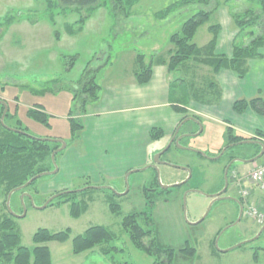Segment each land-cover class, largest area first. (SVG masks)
<instances>
[{
    "label": "rangeland",
    "instance_id": "rangeland-1",
    "mask_svg": "<svg viewBox=\"0 0 264 264\" xmlns=\"http://www.w3.org/2000/svg\"><path fill=\"white\" fill-rule=\"evenodd\" d=\"M103 1L106 4L109 2L100 0ZM179 1L181 0H140L133 6L132 17L129 20H127L129 17L124 18V15H119L115 17L116 21L113 19L103 21L104 27L97 35L95 32H88L86 38L76 39L75 47L70 50V55H67L64 67L61 68L66 69L65 77L59 75L53 81V78L49 77L51 73L48 69L49 65L43 64L42 67H38L39 69L29 65L27 69L21 70V64L14 61L16 57H20L22 65H28L32 61L31 56L25 58L19 52L23 47L22 38H25V42L32 43L33 40H39L42 35L39 34L42 32L40 29L31 30L26 24L43 21L51 26V22L48 21L49 14L46 12V0H0V97L7 101L10 112L16 107L17 120L29 137L51 142L61 141L65 146L55 157L53 170L56 169V173L38 178L36 183L28 187L24 193L15 192L10 198L6 196L3 187L0 189V222L6 217L12 219L19 233L21 246L27 249L34 247L32 237L39 229H46L53 234L69 229L70 236L65 243L46 244L51 254V264H154L153 258L132 246L127 233L121 227V222L126 216L147 211L145 196L153 203L152 236L156 238V244L175 252L171 264H264V232L256 238L261 228L246 215L237 222L235 208L229 199L233 195L231 186L225 192L223 199L211 203V197L225 188L222 185L224 159L210 161L216 159L219 151L226 145L224 138V141L222 139L221 141L216 136L217 132L214 128L208 132L200 125L197 129V132L201 131L199 136L184 143L189 147L188 150L181 151L180 145L177 149L171 148L163 156V160L168 157L175 158L172 164L177 166L183 165L181 163L185 159L192 168L189 182L179 185L182 183L180 182L164 190L162 187L166 186L165 183L180 179L181 173L177 167L159 165L152 171L148 165L140 166L143 165L141 163L143 159L138 155L137 142L136 155L131 157L127 154L125 161H122L120 156V152L126 149L123 148L124 146L111 148L106 143H101L100 147L94 146V138L91 137L92 119L81 116L80 109L75 108L72 101L75 92L79 89L76 86L77 82L74 85L76 87H73V82L81 79L85 70H89L83 68L87 58L84 48L86 43L98 53L102 51L110 55L111 61L117 64L120 62L119 66L116 63L113 65L114 72L120 75L129 68L130 59L127 58L130 54L129 50L139 49V53L146 56H144L145 62L149 61L150 55L156 53L155 50L166 51L170 44V36L180 32L182 24L192 15L193 12L189 10L193 6L172 13L169 21H157L153 16ZM218 2L219 6L212 13L209 21L199 27L194 36L193 43L199 47L212 38L208 30L210 26L220 24L225 29L224 25L228 24V29L234 28L235 32H238L233 17L244 16V12L249 9L255 13L259 12L256 0H218ZM107 7L101 6L94 11L107 12ZM195 8L199 9V7ZM94 11L82 12L81 15L87 18ZM53 17L54 23L56 22L55 29L62 35L64 25L73 24L74 20L79 18L76 13L69 11L54 12ZM110 24H112L111 28ZM52 31L54 32V28ZM250 31L247 29L243 32V41L246 39V43L250 41L246 35ZM124 51L127 52L126 55L122 54ZM256 51L260 56L248 61L247 73L244 76L246 80L242 88L249 91L250 88L259 89L258 85L260 87L257 91L260 99L257 110H249L251 114L263 117V119L257 117L253 119L254 123L261 125L258 130L263 131L264 44ZM75 56L79 59L75 68L67 72L72 62L71 58ZM95 59L92 61L93 65L96 64ZM58 68L60 65L56 64L55 69ZM15 71H20L23 77L14 76ZM69 72L70 74L66 76ZM31 73L34 75L39 73L43 77H31ZM190 76L191 73H187L189 79ZM99 78L100 74L97 76V79ZM206 78V76L201 77L204 81ZM175 79H180V75L173 76V80ZM206 81L211 82L208 79ZM184 82L183 95L180 99L183 103L187 102L186 92L189 85L188 80L184 79ZM209 83L206 86L202 84L200 90L204 95L214 97ZM97 102H89L87 110ZM101 106L102 104L98 107ZM35 108L41 109L47 115L48 126L38 124L26 116L27 110ZM92 111L93 109H90L88 112ZM70 119L84 129L83 132L74 134L73 140ZM248 121L251 123L250 118ZM8 124L13 125L10 122ZM204 138L214 140L207 139L205 142ZM103 148L106 149L105 153ZM155 155L150 158L151 163ZM261 162H264V155L259 158L258 163ZM139 163H141L139 167L136 166ZM233 169L244 176L251 166L235 165L231 168ZM110 189L114 191L111 192ZM251 190L248 204L256 206L264 213V191L258 192L255 188ZM119 191L124 193L119 195ZM60 192H77V201L84 206L78 219L69 215L70 204L56 205L55 200L52 206L40 209L51 196ZM210 205L208 215L202 220ZM94 226L107 228L114 239L90 251L74 255L73 238ZM144 242L147 243L146 240ZM187 248L193 249L195 254L186 255L181 252ZM159 263L164 264L165 259H160Z\"/></svg>",
    "mask_w": 264,
    "mask_h": 264
},
{
    "label": "trees",
    "instance_id": "trees-1",
    "mask_svg": "<svg viewBox=\"0 0 264 264\" xmlns=\"http://www.w3.org/2000/svg\"><path fill=\"white\" fill-rule=\"evenodd\" d=\"M108 1V4H106V2H100V0H46V12L49 14L48 21L49 23L51 22V26L54 28V38L58 40L60 36V32L55 29L56 22L54 23L53 21L54 12L69 11L78 15L79 18L74 24H66L64 26L67 31L74 34L80 31V25L88 18L82 16V12L89 13L101 6H108L106 10L113 18L119 15H124V18H128L131 16L133 6L140 0ZM256 5L258 6V13L249 9L244 12V16L233 17V22L238 32L232 45L231 57L214 54L216 36L220 29L219 25L209 27L208 30L212 34V38L206 46L198 47L193 43L198 28L209 21L212 13L219 6L218 0H181L161 10L156 14L157 20H164L172 13L180 12L186 7L193 6L189 10L193 13L182 24L180 32L173 34L169 38L172 48L169 51L168 60H161L159 63L167 65V70L171 74L175 73L180 66L193 62L197 65L209 67L214 75L222 69H227L242 79L247 73L248 61L260 56L256 49L264 44V0H256ZM195 7H199V9ZM247 29L251 30L246 33L250 39L248 43H246V39L243 41V32ZM152 59L146 63L143 55L138 54L136 56L134 78L138 85H145L149 82L152 65L155 63ZM85 71L81 79L77 81L76 86L79 89L72 98L75 108L80 109L81 114L86 112V106L89 102L98 100L97 94L100 88L96 84L94 76L91 73L89 74L90 70ZM173 81L178 82L179 80L175 79ZM259 102L260 99L258 98L251 101H237L233 104V110L239 114L243 113L246 108L257 110ZM5 103L7 105V112L3 125L0 122V189L3 187L4 191H6V196H8L11 191L22 187L33 177L51 172L53 170L51 155L60 148V144L29 137L17 120L16 107L10 112L9 104ZM174 109L176 111L180 110L176 107ZM3 110L4 107L0 104V120ZM262 113L264 115V111ZM26 116L38 124L48 126L47 115L41 109H29L26 112ZM69 121L71 138L73 140L74 134L81 131L82 126L72 119ZM8 122L13 123V125L8 124ZM14 130L22 133H16ZM161 136L162 132L160 130H151L150 132L152 140H156ZM255 136L261 139V137H264V132L257 131ZM243 139L234 135L230 129L225 130L226 144L237 143ZM57 156L58 153L55 157ZM37 180L18 192L24 193ZM76 196L77 192H73L63 194L55 199L56 205L70 204L69 215L74 219H78L84 210V206L80 201H77ZM53 204L54 200L48 206H52ZM110 208L112 211L114 210L112 205ZM152 210L153 203L149 202L145 213H135L126 216L121 222L122 230L127 233L132 246L150 258H153L154 264H160V259L163 258L165 259L164 264H171L175 252L157 245L156 238L152 236ZM69 236V229L55 234L46 229H39L32 237L34 247L27 249L21 246L20 236L13 220L6 217L0 222V264H51V254L46 244L51 242L65 243L69 239ZM113 239L114 236L105 227L94 226L88 228L83 234L73 238L72 253L78 255L90 251L94 247ZM145 240L147 243L144 242ZM181 252L186 255L195 254L194 250L190 248L184 249ZM254 259H256L255 255Z\"/></svg>",
    "mask_w": 264,
    "mask_h": 264
},
{
    "label": "crops",
    "instance_id": "crops-1",
    "mask_svg": "<svg viewBox=\"0 0 264 264\" xmlns=\"http://www.w3.org/2000/svg\"><path fill=\"white\" fill-rule=\"evenodd\" d=\"M131 17L132 16L127 20ZM153 18L157 20L156 16H153ZM112 19L116 21V18H113V16L105 10H102V12L94 11L80 25V31L73 34L63 27V35L60 33L57 41L54 38V33L50 24L43 21L26 24L31 30L35 28L40 29L42 32H39V34L42 33V35L39 40H33L32 43L31 41H28L29 43L25 42V38H22L21 36L23 47L19 52H21L25 58H27L28 55L31 56L32 61L26 66L22 65L20 57H16L14 61L21 64V70L24 68L27 69L29 65L30 67L34 66L35 69H39L43 64L49 65L50 67L48 69L51 70L49 77L53 78L54 81L56 76L65 75L64 73L66 69L64 70L61 68L64 67V62L66 61L67 55H70V50L75 47L77 43L76 39H79V37L86 38L88 32H95L97 35L98 32L103 29L102 27H104V23L102 22ZM122 19L124 18L122 17ZM170 19L171 18L168 16L164 20L157 21L163 22L166 20L169 21ZM77 20L78 19L74 20L73 24ZM219 26L220 29L217 32L214 48L216 54H214L231 57L232 45L235 41L237 32H235L234 28L233 30L228 29V24L224 25L227 30L220 24ZM109 27L111 28L112 24H110ZM210 40L211 39H209L208 42ZM100 42H102V39ZM3 45L6 47L5 44ZM84 48L86 49L85 54L87 58L83 68L91 71L96 84L100 88L97 94L98 102L87 110L89 106L88 104L86 112L81 116L86 119H92L91 137L94 138V146L98 145L100 147L101 143H106L108 147L111 148H120V146L126 148L124 152H120L122 161L127 160V154H130L131 157L136 155L135 147L137 142L139 144L137 150L138 155L143 159L141 162L143 165H140L141 163H139L136 166H150L152 164L150 158L167 146L179 125H181V127L178 136L185 133H197L198 127L189 119H194L199 122L205 131L211 132V129L214 128L217 132L216 136L219 137L220 140H223V138L225 139L226 129H230L236 136L245 139L253 136L259 131L258 128H261V125L259 126L257 123H254L253 119H256V117L258 119H263V117L251 114L249 108H246L243 113L240 114L233 110V104L237 101H251L257 99L259 96L257 91L260 90L259 85V89L250 88L249 91H245L242 88V85H244L246 80L245 77L240 79L230 70L222 69L214 75L209 67L188 62L185 65L180 66L175 73L171 74L167 70V65L159 63L161 60H168L169 51L172 48L169 44L165 49L166 51L157 52L155 50L154 52L156 53L149 56L148 59L150 60V58H153L152 60L155 62L152 65L150 80L145 85H138L134 78V72L136 69V56L138 54L143 55L139 53V49L133 48L128 51V53H130L127 57L130 59L129 68L119 75L118 72H114L113 65L116 62L111 61L110 55H107V53H103L102 51L98 53L97 50L90 48L87 43ZM125 53L127 52H122L123 55ZM6 55L7 54L4 55V57H6L5 60H7ZM97 55L98 58L95 59ZM74 58H76L74 61L71 58L72 62L70 63V68H67V72L69 70L71 72V70L75 68L76 62L79 60L76 56ZM94 59L96 60L95 65L92 64ZM56 64L60 65V68L55 69ZM117 65L119 66L120 62ZM15 72L16 75L14 74V76L23 77L20 71ZM70 72L66 74V76L69 75ZM187 73H191V79L187 77ZM98 74H100L99 79H97ZM176 74L180 75L178 82L173 81V76ZM205 76L207 77L206 79L211 81L210 83L206 81V79L205 81L201 79V77ZM31 77L39 78L43 76L39 73H36L35 75L31 73ZM183 78L189 81L186 92L187 102L185 103L180 101L184 88L182 86H184L185 83ZM63 79L65 80V78ZM76 82L77 81L73 82V87H76L74 86ZM254 82L256 84V80H254ZM208 83L213 91L212 94L214 97L206 96L200 90L202 84L203 86H206ZM0 99L7 102L1 97ZM100 104H102V106L99 108L98 106ZM175 107L180 110L176 111L174 109ZM90 109H93L91 113L88 112ZM248 118H250L251 123L248 121ZM102 119L104 120L102 121ZM183 121L184 123H182ZM217 128H219L218 131ZM83 130L82 127L81 131L83 132ZM151 130H160L162 136L156 140H152L150 137ZM261 132H264V130ZM199 134L196 136H199ZM195 137L182 138L179 141V145L184 148H189L187 145H184V143ZM204 139L205 142H207V139L208 141L214 140L213 138ZM260 141L264 144V137H261ZM173 147L177 149L174 144L171 145V148ZM103 149L105 153L106 149ZM174 160L176 159L168 157L164 162L168 161L173 163ZM184 160L185 159H183L181 163L183 165H179L178 167L188 168L192 176L191 165ZM118 162H120V160H118ZM162 166L165 165L162 164ZM197 167H199V165H197ZM129 170L133 169L129 168ZM177 170L181 173V176H179L180 179L168 181L165 183L166 186H173L186 180L188 173L181 168H177ZM189 180L187 182H189Z\"/></svg>",
    "mask_w": 264,
    "mask_h": 264
},
{
    "label": "flooded vegetation",
    "instance_id": "flooded-vegetation-1",
    "mask_svg": "<svg viewBox=\"0 0 264 264\" xmlns=\"http://www.w3.org/2000/svg\"><path fill=\"white\" fill-rule=\"evenodd\" d=\"M173 136H174V134H173ZM176 137H178V134H177ZM259 142H260V140L255 135H253V136H251L249 138H245V139H243V140H241V141H239L237 143L226 144L225 148L223 149V150H225L224 153L220 157L218 156L217 157L218 159L215 160V161H218V160L220 161L222 158L224 159L225 165L223 166V169H222V185L224 187L225 186V182L227 184L225 190H223L222 192H218L217 194L221 193V195H219V197L223 199L225 192L231 186V190L233 189L232 190L233 195L231 196V198L229 197V199H230L232 205L235 208V213H236L237 218H238L240 212L242 214V217L244 215H246L247 206H252V205L248 204L249 203V199H250L249 198L250 197V193L248 195H246V196H243L241 194V188H240V186L238 184L239 179L240 178H245L248 175V173H249V171L251 169L247 172L246 175L242 176L241 174H239V172L235 171L234 169L231 170V168H233L235 165H241V166L250 165L251 168H252V166L254 164H257L259 159H256L255 161H253L251 163H247V162L250 161V160H254L255 158L258 157V155L260 153ZM236 148L237 149L239 148V149L237 150ZM223 150H220L218 155H220V153ZM167 153L168 152H166L165 154H167ZM165 154H163L160 157L159 160L161 162L164 161L163 160V156H165ZM150 166H152V164ZM150 166H148V168L151 169L152 171H154L152 168H150ZM227 166H229V169L227 171L226 179H225L224 172H225V169L227 168ZM110 191L112 192L114 190L110 189ZM118 193H119V195H122L124 192L119 191ZM145 201H146L145 210H147L148 203L150 202V200L147 198V196H145ZM254 207H256V206H254ZM145 212L146 211H144L142 213H145ZM142 213H138V214H142Z\"/></svg>",
    "mask_w": 264,
    "mask_h": 264
},
{
    "label": "water",
    "instance_id": "water-1",
    "mask_svg": "<svg viewBox=\"0 0 264 264\" xmlns=\"http://www.w3.org/2000/svg\"><path fill=\"white\" fill-rule=\"evenodd\" d=\"M0 104L4 107L3 114H2V116H1V120H0L1 124L3 125V120H4L5 114H6V112H7V105H6L5 102H2V101H0ZM189 120H190L191 122H193L194 124H196L198 128L200 127V123H198V122L195 121L194 119H189ZM182 123H184V121H183ZM180 127H181V125L178 126V128L176 129V131H175V133H174V136H173L172 139L169 141V143L167 144V146H166L163 150H161L160 152H158V153L155 155L154 161H153V163H152V166H150V168H152L153 170H156V167H157V166L163 164V165H167V166H173V167H177V168L184 169V170L188 173V176H187L186 180H184V181L181 183V184H184V183H186V182L190 179V177H191V172H190V170H189L188 168L178 167V166H176V165H174V164H172V163H170V162H167V161H165V162L162 161V162H161V161L159 160L160 157H161L163 154H165V153L170 149V147H171L172 144H174L175 147L178 148V147H180V145H179V141H180L182 138H192V137H195L197 134H199V133L201 132V131H200V132H197L196 134L185 133V134H182V135L176 137L177 134H178V131H179ZM14 132H16V133H22V132H19V131H16V130H14ZM23 134H25V133H23ZM46 141H50V140H46ZM50 142H51V141H50ZM57 143H59L61 147L52 153V155H51V162H52V165H54V163H55V155H56L57 153H59L60 151H62V150L65 148L64 144H63L61 141H57ZM259 146H260V153H259L258 157L255 158L254 160H250V161H248L247 163H251V162L255 161L256 159H259V158L262 157V155L264 154V146H263V144H262L261 142H259ZM179 149H180V150H188L187 148H184V147H180ZM224 151H225V150H223V151L220 153L219 157L224 153ZM216 159H218V158H216ZM216 159H210V161H215ZM228 169H229V166H227V168L225 169V172H224V177H225V179H226V174H227ZM56 171H57V170L54 169L52 172L42 173V174H40V175H37V176L33 177L31 180H29V181H28L25 185H23L22 187L17 188V189H15V190L11 191V192L8 194L7 197L10 198V196H11L13 193L25 189L27 186H29V185H30L33 181H35L36 179H38V178H40V177H42V176L48 175V174L56 173ZM179 185H180V184H179ZM226 186H227V184H226V182H225V188H226ZM171 187H173V186H163L162 189L167 190V189H169V188H171ZM225 188H224V190H225ZM68 193H73V192H62V193H59V194H57V195L52 196V197H51V198H50V199H49V200H48V201H47L42 207H40V209H44V208H46V207L48 206V204H49L51 201H53L54 199H56L57 197H59V196H61V195H63V194H68ZM219 195H221V193L212 196V197H211V198H212V202H211V203H213V202H215V201H218V200H221L222 198H220ZM210 207H211V205L208 207V209H207V211L205 212V214H204L202 220L208 215V212H209V210H210ZM7 208H8V205H7ZM10 214H11V213H10ZM241 217H242V214H241V212H240V214H239V216H238V218H237V222L241 219ZM262 232H264V227L261 228V230H260V232L258 233V235H257L256 238H258V237L262 234ZM256 238H255V239H256ZM239 246H240V245H239ZM239 246H237V247H239Z\"/></svg>",
    "mask_w": 264,
    "mask_h": 264
},
{
    "label": "built area",
    "instance_id": "built-area-1",
    "mask_svg": "<svg viewBox=\"0 0 264 264\" xmlns=\"http://www.w3.org/2000/svg\"><path fill=\"white\" fill-rule=\"evenodd\" d=\"M238 184L243 196L248 195L251 188H255L258 191H264V162L254 164L248 175L245 178L239 179ZM246 216L258 227L264 225V213L257 207L247 206Z\"/></svg>",
    "mask_w": 264,
    "mask_h": 264
}]
</instances>
